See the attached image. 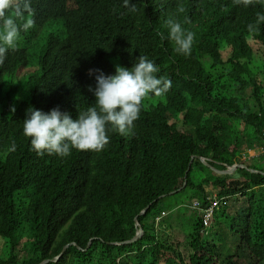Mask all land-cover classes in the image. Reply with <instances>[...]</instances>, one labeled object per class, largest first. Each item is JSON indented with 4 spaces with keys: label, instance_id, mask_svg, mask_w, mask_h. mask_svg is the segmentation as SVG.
Listing matches in <instances>:
<instances>
[{
    "label": "trees",
    "instance_id": "1",
    "mask_svg": "<svg viewBox=\"0 0 264 264\" xmlns=\"http://www.w3.org/2000/svg\"><path fill=\"white\" fill-rule=\"evenodd\" d=\"M132 3L136 12L124 0H32L35 26L0 64V264H41L71 244L49 264H239L240 252L264 264V153L245 157L264 147V0ZM170 17L194 34L190 55L166 38ZM140 55L172 83L143 101L131 133L110 132L102 151L66 158L31 150L28 107L75 118L95 103L88 88L100 71L114 74ZM194 157L258 173L221 175L199 160L190 168ZM181 195L188 203L178 207L220 201L209 227L195 212L186 238L157 221L161 203ZM149 205L139 217L144 237L111 245L136 236ZM241 218L236 248L221 245L217 225L237 232Z\"/></svg>",
    "mask_w": 264,
    "mask_h": 264
},
{
    "label": "clouds",
    "instance_id": "2",
    "mask_svg": "<svg viewBox=\"0 0 264 264\" xmlns=\"http://www.w3.org/2000/svg\"><path fill=\"white\" fill-rule=\"evenodd\" d=\"M247 7L253 0H241ZM130 12L137 9L132 0H124ZM183 12L182 7L177 9ZM32 0H0V64L9 51L19 47L22 33L35 26ZM264 22V13H257V23ZM166 38L174 43L175 51L190 55L194 34L174 18L166 20ZM252 30L253 25H249ZM159 67L146 56H139L131 67L117 65L114 74L102 71L95 76V87L88 90L95 103L86 110H78L74 118L70 112L54 107L50 111L30 106L23 119V134L30 138L31 150L37 155L69 157L72 150L102 151L110 141V132L126 136L132 132L139 118L143 101L149 95L161 96L171 88V80L158 77ZM15 106L11 112L15 113ZM14 148V146H13Z\"/></svg>",
    "mask_w": 264,
    "mask_h": 264
},
{
    "label": "rangeland",
    "instance_id": "3",
    "mask_svg": "<svg viewBox=\"0 0 264 264\" xmlns=\"http://www.w3.org/2000/svg\"><path fill=\"white\" fill-rule=\"evenodd\" d=\"M148 100H150V98H148ZM256 151H253L249 155L254 156L258 154ZM185 201H186V197L181 195L177 197L167 198L164 200V202L161 203L162 206L166 208L167 211H169V212L166 211L167 215H165V217L161 220V222H166V224H171L172 229H174L175 227L178 230V232L181 234L182 238H184V236L186 238V236L191 233L193 226H194L193 216L196 211L193 209L194 202H200L198 200H195L193 203L190 204L189 208L184 207L187 204H184L181 207H178L176 205L177 202H185ZM185 203H188V202H185ZM243 224H244V218H241L237 221V226L240 228L238 229L237 232H232L231 230H227L226 227L222 229L221 225L218 224L217 229L218 231L221 230V233H222L221 240H219L221 245L225 243L230 247L234 246V249H235L241 237L239 230H242ZM240 256L241 258L237 259L239 264H248V259L245 255H243L242 252H240Z\"/></svg>",
    "mask_w": 264,
    "mask_h": 264
},
{
    "label": "water",
    "instance_id": "4",
    "mask_svg": "<svg viewBox=\"0 0 264 264\" xmlns=\"http://www.w3.org/2000/svg\"><path fill=\"white\" fill-rule=\"evenodd\" d=\"M195 160H199V161H201L206 167H209V168L213 169V168L210 166V164H209L210 161H208L207 159L202 158V157H194V158L192 159L191 163H190V168L192 167V165H193V163H194ZM239 169H245V170L250 171L251 173H258V171L253 170V169H249V168H248L247 166H245V165H235V166H232V167H227V169L224 170V171H219V170H217V169H213V170H214L216 173L221 174V175H234ZM188 171H190V169H189ZM259 173L264 174V172H259ZM187 183H188V182H187V177H186V183H185L184 187H183L182 189H180L179 191H177V192H173V193H171L170 196L176 195L178 192H181L184 188H186ZM165 197H166V196H165ZM149 208H150V205H149L146 209H144V210L142 211V213L136 218V227H137L138 231H137L136 236H135L132 240H129V241H126V242H121V243H110V244L113 245V246H123V245L134 244V243H136L137 241L141 240V239L144 237L145 230H144V228L141 226V224H140V222H139V217H141L142 215L146 214V212L148 211ZM90 245H91V243L89 244V247H90ZM70 246H76V244H71V245L66 246V247L64 248L63 252L60 254L59 257H56V258L53 259V260H46V261H44V262L41 263V264H49L50 262H58V261L61 259V257L64 256V254L66 253V251L68 250V248H69Z\"/></svg>",
    "mask_w": 264,
    "mask_h": 264
},
{
    "label": "built area",
    "instance_id": "5",
    "mask_svg": "<svg viewBox=\"0 0 264 264\" xmlns=\"http://www.w3.org/2000/svg\"><path fill=\"white\" fill-rule=\"evenodd\" d=\"M263 137H264V130H263ZM257 150V151H256ZM253 151H256L258 154L252 156V155H249L250 153H252ZM264 153V147H258L256 148L255 150H249L247 152V154L245 155L246 158H252V157H256L260 154ZM213 199V203L211 205H209L208 207H202V204L201 202H194V206H193V209L196 210L195 212L196 213H199V215H202L203 217V222H204V225L206 227H209L212 223V219L214 217V214H215V211L216 209L219 207L220 205V201L218 200V198L216 196H213L212 197ZM167 215V212L164 211L161 216H159L157 218V221H161V219ZM207 232V231H206Z\"/></svg>",
    "mask_w": 264,
    "mask_h": 264
},
{
    "label": "crops",
    "instance_id": "6",
    "mask_svg": "<svg viewBox=\"0 0 264 264\" xmlns=\"http://www.w3.org/2000/svg\"><path fill=\"white\" fill-rule=\"evenodd\" d=\"M165 210H166V208H165ZM166 211H167V210H166ZM167 212H169V211H167ZM164 217H165V216H164ZM164 217H163V218H164ZM163 218H162V219H163ZM162 219H161V220H162ZM174 223H175V222H174ZM174 223H173V224H174Z\"/></svg>",
    "mask_w": 264,
    "mask_h": 264
}]
</instances>
